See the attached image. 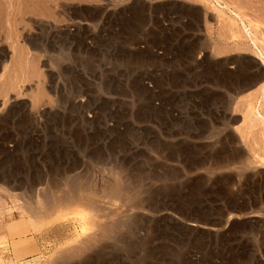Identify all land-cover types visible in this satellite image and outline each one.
I'll return each instance as SVG.
<instances>
[{"label": "rangeland", "instance_id": "obj_1", "mask_svg": "<svg viewBox=\"0 0 264 264\" xmlns=\"http://www.w3.org/2000/svg\"><path fill=\"white\" fill-rule=\"evenodd\" d=\"M212 1L0 0V264H264L260 96L237 99L264 68L218 51L230 10L255 26L259 6ZM76 192L95 203L37 224L17 208ZM99 217L108 235L84 241ZM23 219L40 250L24 261Z\"/></svg>", "mask_w": 264, "mask_h": 264}, {"label": "bare ground", "instance_id": "obj_2", "mask_svg": "<svg viewBox=\"0 0 264 264\" xmlns=\"http://www.w3.org/2000/svg\"><path fill=\"white\" fill-rule=\"evenodd\" d=\"M252 2V1H251ZM212 3L214 4V6H215V8H218L219 9V11L220 12H223V14H224V10H226V9H228V6L226 5V4H223L222 3V1L221 0H213L212 1ZM230 10V9H229ZM230 12L233 14V16L234 17H229L227 20H221L220 22H222V21H224L223 23H222V27L223 26H227L226 28H227V30L228 29H231V30H228V31H232V32H230V33H233L234 35H233V37L234 36H238L240 33H241V30H242V32L245 34H243L244 36V39H250V40H252V41H250L251 43H253L254 45L253 46H255L256 48H257V44H258V42H256V40L258 39H254L255 38V36H254V34H256V33H252V29L254 30V29H257V28H259L258 26H260V25H262V24H260V25H255V28H251V26H254V25H252L253 23H251V21H250V23H249V21H247L246 22V19H244V18H246L245 16L244 17H242L239 13H237V12H235V11H232V10H230ZM257 12V11H256ZM264 15V14H263ZM263 18V17H262ZM225 19V18H224ZM259 20H260V18H259ZM262 20V19H261ZM238 23L239 22V28H236V29H238V30H240V32H239V34L237 35L236 34V32H237V30L235 29V27H236V22ZM253 22V21H252ZM258 22H261V21H258ZM220 24V23H219ZM221 25V24H220ZM221 27V28H222ZM257 27V28H256ZM260 27H262V26H260ZM225 28V29H226ZM227 30L225 31V33L227 32ZM258 30L259 29H257V32H258ZM223 32V31H222ZM253 32H255V31H253ZM238 33V32H237ZM220 34H221V32H220ZM227 34V33H226ZM236 34V35H235ZM258 34V33H257ZM226 36V35H225ZM239 36H242V35H239ZM238 36V38H239V40L242 38H240ZM230 38V37H229ZM235 38V37H234ZM260 38V37H259ZM233 39V38H232ZM235 39H237V38H235ZM227 40V39H226ZM263 39H261V41H262ZM234 41V40H233ZM232 41V42H233ZM258 41V40H257ZM264 41V40H263ZM240 43V42H239ZM243 43V42H242ZM241 43V44H242ZM249 43V42H248ZM248 43L246 44V45H248ZM224 45V44H223ZM223 45H220V47L221 46H223ZM242 45H244V43L242 44ZM264 45V44H263ZM228 46V45H227ZM239 46V45H238ZM223 47H225V45L223 46ZM245 47V46H244ZM242 48V47H241ZM222 49V48H221ZM220 49V50H221ZM224 49V48H223ZM226 49V48H225ZM225 49H224V52H225ZM228 49V51H229V47L227 48ZM226 49V50H227ZM231 49V48H230ZM244 49V48H243ZM263 50H264V48H262ZM258 50V52L259 53H261L260 55H261V57H263V55H262V51L258 48L257 49ZM264 52V51H263ZM256 53H257V51H256ZM257 56H258V54H257ZM261 57H258V58H261ZM257 59V58H256ZM263 59V58H262ZM262 59H260L261 60V63L264 61H262ZM260 63V62H259ZM1 75V74H0ZM1 77V76H0ZM255 78H257V77H255ZM259 80H260V78H258ZM257 80V79H256ZM246 81V80H245ZM251 81V80H250ZM253 81V80H252ZM262 81V80H261ZM259 82V81H258ZM250 83V82H249ZM255 84V83H254ZM257 84V83H256ZM259 84V83H258ZM240 86V85H239ZM252 86V85H251ZM251 86H250V88H251ZM258 87H256L255 88V90L252 88V89H250V88H248L247 86H240L239 87V89H238V93H237V95H239L238 96V98L237 99H240L241 97H243V98H245V103L244 104H246L247 103V101H246V99H248L251 95H253V94H255L256 93V95H257V93H258V95L260 96L259 98H258V95L256 96H254V97H250V98H258V104L259 105H257V107H251V105H247L248 106V108H247V110H245V108H244V110L245 111H247L246 113H245V118H247L248 120L250 119V120H252V122L253 123H257V121L259 120V122L261 121V123L263 122V124H264V109H263V111H262V109H261V107L263 106L264 107V105H263V101H264V83H262V85H257ZM229 87V86H228ZM255 87V86H254ZM236 95V96H237ZM249 98V99H250ZM261 98V99H260ZM237 99H235V101L237 100ZM242 99V98H241ZM253 101H254V99H253ZM257 101V100H256ZM239 102V101H238ZM249 104V103H248ZM254 104V103H253ZM246 106V107H247ZM250 106V107H249ZM244 107V106H243ZM242 112H244V111H242ZM244 118V119H245ZM246 119V120H247ZM248 120H247V122H248ZM255 122H254V121ZM258 122V123H259ZM262 124V125H263ZM237 159V158H236ZM81 183V182H80ZM75 187V186H74ZM82 188H84V187H82ZM78 190H80V189H78ZM74 192V191H73ZM60 193V192H59ZM90 194V193H89ZM49 195V194H48ZM59 196H61V194H59ZM93 197V196H92ZM46 198V200L44 201L45 203H44V207H37V205L35 206V207H30V205H28V202L26 201V203L23 205V206H20V205H17V208L19 209V210H21L22 211V214L24 213H26L27 215H28V217L31 219V221L33 220V222H34V224H37V223H41L43 220H44V222H45V220L47 221L48 219H49V217H47V218H44L45 217V215H47L49 212H51L52 210H54L55 208H58L59 206H62V205H64V207L67 205H70V203L72 202V198H75V199H80V200H82V202L83 201H86L87 202V204H89V205H91V204H93V202L95 203V201H94V199L92 200L91 198H85V197H81V195L80 194H78L77 195V192L75 193V194H73V195H69V194H66V195H64L63 196V194H62V196L61 197H58L57 196V198L55 197L54 199L52 198V199H48V197H45ZM16 207V206H15ZM62 207H60V209H61ZM56 211V210H55ZM9 212H10V210H9ZM25 214V215H26ZM54 215V214H53ZM43 216V218H42V220L39 218V217H42ZM52 216V215H51ZM101 216H103V215H101ZM106 216V215H105ZM38 219H40V220H38ZM97 219V218H96ZM26 219H23V221L21 222L22 224V226H20V223H18V222H14L13 221V224H7L8 225V228H7V226H6V228L7 229H9V231H10V235H13V236H11V238H12V240H11V243H12V247H13V254H14V256H15V259L16 260H22L23 259V261H24V259L25 258H27V257H36L37 255H40V250H39V248H38V246L36 245V242H35V237H29L30 235H28V229H27V227H26V225L30 222H26L25 221ZM50 220V219H49ZM93 221V223L94 224H96V222L98 223V224H96V225H101V226H98L97 227V229L99 228L100 229V233H99V231L97 232V234H94L93 236H91L90 238H86V239H84V241H88L89 243H91V242H95L96 243V241H98V240H102L103 238H105L107 235H108V233H109V230H108V224H107V222H105L106 221V218L105 217H99L97 220H95V219H92ZM95 225V226H96ZM5 226V225H4ZM194 227H200L198 224L197 225H193ZM95 231V230H94ZM94 231H93V233H94ZM97 231V230H96ZM92 233V234H93ZM99 233V234H98ZM90 234V233H89ZM112 234V233H111ZM91 235V234H90ZM89 235V236H90ZM9 236V235H8ZM8 236H5V235H3V236H1L0 237V239H2V240H6L7 239V237ZM111 238V237H110ZM83 241V240H82ZM83 241V243H85ZM88 242H86L87 244H89ZM80 243H81V241H80ZM86 243H85V245H86ZM98 243V242H97ZM93 244V243H92ZM100 244V243H99ZM90 245V244H89ZM79 246H81V244L79 245ZM84 247V246H83ZM82 246L81 247H79V248H77V249H75V248H73L74 250L72 251V255L73 256H75V257H78V256H82V253H84L85 251H84V248H83ZM86 247V246H85ZM87 248V247H86ZM85 248V249H86ZM68 251V250H67ZM70 252V251H69ZM87 253V252H86ZM38 257V256H37ZM81 258V257H80ZM26 260V259H25ZM47 264V263H46Z\"/></svg>", "mask_w": 264, "mask_h": 264}, {"label": "crops", "instance_id": "obj_3", "mask_svg": "<svg viewBox=\"0 0 264 264\" xmlns=\"http://www.w3.org/2000/svg\"><path fill=\"white\" fill-rule=\"evenodd\" d=\"M223 4H224V3H223ZM255 5H256V4H255ZM257 5L259 6L258 19L260 18L259 21H261V22H259L258 25L262 24V25L264 26V15H263V14H264V0H257ZM253 6H254V5H253ZM235 12H236V11H235ZM240 15H241V14H240ZM242 17H244V16H242ZM262 17H263V18H262ZM228 18H229V17H228ZM228 18H227V19H228ZM227 19L225 18V20H227ZM244 19H245V18H244ZM261 19H262V20H261ZM255 20H256V19H255ZM247 21H248V20H246V22H247ZM223 22H224V21L220 22L221 25L219 24V26H220V29H221L223 32H225V31L227 30V28H226L227 26H226V27H225V26L222 27V23H223ZM253 22H256V21L253 20ZM253 22L251 21V23H253ZM249 23H250V21H249ZM252 25H253V24H252ZM258 25H257V26H258ZM262 25H260V26H262ZM260 26H258L259 28H257V27H256V28H257V29H262L263 27H260ZM221 27H222V28H221ZM225 28H226V29H225ZM251 28H255V26H251ZM235 29H236V28H235ZM257 29H255V30H257ZM228 30H231V29H228ZM228 30H227V31H228ZM253 31H254V30L252 29V33L254 34L255 32H253ZM229 32H230V31H229ZM231 32H232V31H231ZM236 34H238V33L236 32ZM236 34H235V35H236ZM240 34H241V33H240ZM233 35H234V34L232 33V35H231V36H232L231 39L233 38L232 41H233L235 38H237L236 36H234V37H235V38H234ZM242 35H243V34H242ZM243 36H244V35H243ZM254 36H255L254 39L256 40L258 37H257L256 34H254ZM241 37H242V36H241ZM241 37H240V38H241ZM243 39H244V37H242V39H240V41H242ZM235 40H237V39H235ZM235 40H234L233 42L235 43L236 46H230L231 44L227 43L229 46H225V47H223V46H224L223 44H218V46H219L218 51H220V52H224V49H225V48L227 49L228 47H229V51H228V49H227V50L225 49V51H228V52H231V51H232V52H233V51H235L236 47L240 48V47H242V46H243V47L240 48V49H243V48H244V50H247L248 48H250V49L254 50L255 53H256V51H257L256 55L258 54V56L256 57V58H257L256 60H258V61L260 62V65L262 64V68H264V61H263V60H264V52H263L264 50L262 49V48H264V45H263V44H264V41H261L260 39H257L258 41L256 40V42H258V44H257L258 46H257V48H256L255 46H253L254 44L250 42V41H252V40H250V39H245V40H246V41H245L246 44L249 42L248 45H246V44L243 42V41H244V40H243L242 42L244 43V45H242L243 43H242V44L238 43L239 46H237ZM233 42H232V43H233ZM252 42H253V41H252ZM234 43H233V44H234ZM220 45H223V46L220 47ZM241 45H242V46H241ZM244 46H245V47H244ZM221 48H222V49H221ZM223 48H224V49H223ZM230 48H231V49H230ZM258 48L262 51V55H263V57H261V55H260L261 53H259L260 51L258 52V50H257ZM220 49H221V50H220ZM258 57H261V58H258ZM262 58H263V59H262ZM260 59H262V61H263L262 63H261V60H260ZM256 77H257V78H255V77H251V78H248V79H244V81L240 82V83L238 84V86H239V85H240V86H244V85H245V86H247L248 88H250V86L252 85L250 89L253 88V89L255 90V88L258 87L257 85H262V83H264V70H260L259 72H257V76H256ZM258 78H260V80H259ZM256 79H257V80H256ZM245 80H246V81H245ZM250 80H251V81H250ZM252 80H253V81H252ZM261 80H262V81H261ZM258 81H259V82H258ZM249 82H250V83H249ZM254 83H255V84H254ZM256 83H257V84H256ZM258 83H259V84H258ZM225 84H226V85H229L227 82H226ZM235 85H236V84H235ZM254 86H255V87H254Z\"/></svg>", "mask_w": 264, "mask_h": 264}]
</instances>
